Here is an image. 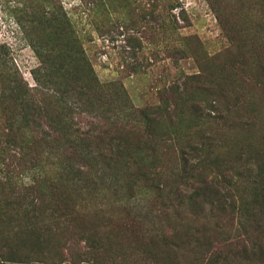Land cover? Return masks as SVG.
I'll return each instance as SVG.
<instances>
[{"label":"trees","instance_id":"16d2710c","mask_svg":"<svg viewBox=\"0 0 264 264\" xmlns=\"http://www.w3.org/2000/svg\"><path fill=\"white\" fill-rule=\"evenodd\" d=\"M6 62L0 56L1 85L10 82L0 96V264H264V160L236 85L219 80L207 111L203 99L184 111L179 87L132 112L122 95L115 111H92L80 126L72 109L53 114L36 97L39 82L5 80ZM259 70L264 83V63ZM227 137L241 143L222 151ZM115 162L124 177H105Z\"/></svg>","mask_w":264,"mask_h":264},{"label":"rangeland","instance_id":"374dc122","mask_svg":"<svg viewBox=\"0 0 264 264\" xmlns=\"http://www.w3.org/2000/svg\"><path fill=\"white\" fill-rule=\"evenodd\" d=\"M0 56L7 60L5 80L29 87L39 82L36 97L45 99L53 114L62 106L72 109L69 122L80 126H86L92 111H115L122 95L125 109L132 112L160 105L175 87L184 111L202 99L201 108L207 111L206 102L220 91L217 83L224 78L248 95L245 103L250 101L253 109L248 141L257 142L264 160V83L259 82L264 0H0ZM62 73L70 75L62 79ZM62 82L69 92H61ZM87 84L94 90L88 92ZM8 86L0 82V96ZM111 90L114 95H109ZM5 106L0 98V125L3 113L7 115ZM18 106L14 103L16 113L24 109ZM16 120L22 121L21 114ZM222 143L224 151L226 144L236 147L241 140L230 143L227 137ZM3 156L8 157L0 154V166ZM118 162L105 177L110 172L124 177L114 169L122 164ZM3 175L1 168L0 179L6 182ZM9 176L14 185L17 177Z\"/></svg>","mask_w":264,"mask_h":264}]
</instances>
